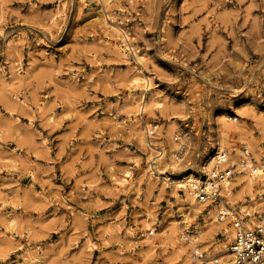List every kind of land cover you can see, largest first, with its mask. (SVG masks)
I'll use <instances>...</instances> for the list:
<instances>
[{"label": "rangeland", "instance_id": "1", "mask_svg": "<svg viewBox=\"0 0 264 264\" xmlns=\"http://www.w3.org/2000/svg\"><path fill=\"white\" fill-rule=\"evenodd\" d=\"M223 117L259 166L264 0H0V264H184L194 226L215 253L230 218L174 182L202 177ZM250 173L224 202L256 223Z\"/></svg>", "mask_w": 264, "mask_h": 264}, {"label": "built area", "instance_id": "2", "mask_svg": "<svg viewBox=\"0 0 264 264\" xmlns=\"http://www.w3.org/2000/svg\"><path fill=\"white\" fill-rule=\"evenodd\" d=\"M241 156L248 168L252 164V157L246 146L242 147ZM236 166V162L230 160L226 150L208 156L202 177L195 181L196 198L208 204L224 199L222 190L231 180ZM259 166L264 172V161ZM223 208L218 211V219L230 218L229 223L234 231V236L227 246L229 256L222 257L217 253L208 255L197 245L193 248V257L199 258L201 264H264V218L258 215V221L255 223L248 221L249 213L241 214L242 211L226 206L225 202ZM184 240H188L187 237Z\"/></svg>", "mask_w": 264, "mask_h": 264}, {"label": "bare ground", "instance_id": "3", "mask_svg": "<svg viewBox=\"0 0 264 264\" xmlns=\"http://www.w3.org/2000/svg\"><path fill=\"white\" fill-rule=\"evenodd\" d=\"M108 1V0H107ZM103 15V14H102ZM107 20V19H106ZM109 21V20H108ZM112 23V22H111ZM111 23L109 24V25H111ZM107 23H105V25H106ZM113 24V23H112ZM113 26V25H112ZM117 26V25H116ZM116 29V28H115ZM119 29H120V27H119ZM117 30V29H116ZM123 30V29H122ZM122 30H120V31H122ZM126 31V30H125ZM122 32H124V31H122ZM125 33V32H124ZM129 33V32H128ZM124 36H125V34H124ZM125 38V37H124ZM119 40V39H118ZM126 40V39H125ZM126 45V44H125ZM123 53V52H122ZM138 70V69H137ZM139 78V79H138ZM137 78V76H136V82H138L139 80H141L140 79V77H138ZM147 78V77H146ZM146 78H144V79H146ZM143 79V78H142ZM143 79V80H144ZM146 81V80H145ZM135 82V83H136ZM141 82V81H140ZM150 82V81H149ZM148 84V83H147ZM150 84V83H149ZM149 86V85H148ZM145 87V86H144ZM146 88V87H145ZM133 100V99H132ZM145 102V101H144ZM146 103V102H145ZM147 104V103H146ZM149 104V103H148ZM145 104H143V106H144ZM42 108V106L41 105H38V109H41ZM242 111V110H241ZM223 112V111H222ZM239 113V112H238ZM50 114V113H49ZM243 114V113H242ZM221 115V114H220ZM254 115V114H253ZM51 116H52V114H51ZM222 116V115H221ZM252 116V115H251ZM220 117V116H219ZM51 119V118H50ZM227 119L228 118H226V117H223L222 118V123H221V126H220V130H219V137H218V142H217V146H216V150H215V152H217V151H224V150H226V148L228 149V152H229V158H230V160L231 161H235V162H237V166H236V169H238V172H242V171H244V168L245 169H247V167H246V165H244V161H243V159H242V157L240 156V154H239V148L237 147V145H229L228 144V138H229V136L231 135V132L232 133H234V132H237V131H239L241 128H240V126L239 125H237V124H233V123H230V121L228 122L227 121ZM52 120V119H51ZM219 120V119H218ZM256 121H259V120H256ZM218 122V121H217ZM137 123V122H136ZM243 125L245 124V122L243 121V123H242ZM256 124V123H255ZM260 124H261V122H260ZM257 125V124H256ZM245 126V125H244ZM259 126V125H258ZM263 126V125H262ZM216 127V126H215ZM249 127V126H248ZM253 127V126H252ZM215 129V128H214ZM218 129V128H217ZM260 129H262L261 127H260ZM259 129V130H260ZM264 129V128H263ZM151 130H152V128H151ZM242 130V129H241ZM253 130V129H252ZM217 132V131H216ZM215 132V133H216ZM182 133V132H181ZM263 132H261V134H262ZM177 136V135H176ZM216 136V135H215ZM263 136V135H262ZM169 137V136H168ZM244 137V136H243ZM264 137V136H263ZM176 138V137H175ZM181 138V137H180ZM171 139H172V137H171ZM240 139V138H239ZM248 139H250V138H248ZM252 139V138H251ZM176 140V139H175ZM142 141V140H141ZM149 141V140H148ZM212 141V140H211ZM252 141V140H251ZM256 141V140H255ZM143 142V141H142ZM168 143V142H167ZM176 143V142H175ZM244 143V142H243ZM250 143V142H249ZM252 143V142H251ZM178 144H180V143H178ZM148 145H149V148L151 147L152 149L153 148H155V149H157L158 147H155V146H153L152 145V143L151 142H148ZM176 145V144H175ZM183 145V144H182ZM228 145V146H227ZM251 145H253V147H254V144H251ZM250 146V145H249ZM171 147L173 148V145H172V143H171ZM175 148V147H174ZM179 148V147H178ZM177 148V146H176V152H178V149ZM175 150V149H174ZM158 151V153H156L155 154V156H157V159H161L163 156V150H157ZM227 151V150H226ZM174 153L175 154V156H176V154H178V153ZM253 152V151H252ZM254 153V152H253ZM173 154V153H172ZM252 154V153H251ZM253 156H254V154H253ZM154 157V156H153ZM241 157V158H240ZM156 159V160H157ZM256 159V158H255ZM206 160V159H205ZM205 160H204V163H202V164H204L205 165ZM172 163H175L174 161H172ZM259 163V162H258ZM173 165H175V164H173ZM204 165H203V167H204ZM151 167L152 168H154L155 167V165H152L151 164ZM248 171H249V173L251 172L252 173V175L253 176H261V174H263V170L260 168V166H257L256 165V163H255V165L254 164H251V165H249V167H248ZM250 173V174H251ZM245 173H243V174H241V175H243L244 177L247 175H244ZM163 175H165V174H163ZM235 175V174H234ZM251 175V176H252ZM243 176H239L238 177V175L236 176L235 175V177H238V181H237V183H239L241 180H242V178H244ZM165 178V177H164ZM167 179V178H166ZM181 179V178H180ZM196 179H197V177H196V175H194V174H188L187 176H184L183 178H182V182L180 183V181L178 182V181H176V182H174V184H175V186L176 185H178V186H181V187H183V189L185 190V192H186V196H187V199H188V202L190 203V206H191V208L195 211V212H199V211H202L204 208H206V206H207V204H208V202H200L197 198H196V196H195V192H194V187H195V181H196ZM237 179V178H236ZM235 179V180H236ZM178 180H179V178H178ZM198 180V179H197ZM167 181V180H166ZM118 183H120V182H118ZM164 183H165V181H164ZM233 182L232 181H229V182H227V184H225L224 185V189L222 190V194H224V195H226V196H231L232 194H231V191L229 190L230 189V186H231V184H232ZM252 182H251V178H248L247 180H246V182L244 183V185L242 184V187L241 188H239V189H237V194L238 195H240L243 191H247V192H250V191H252V190H254V188H252V184H251ZM172 184V183H171ZM173 184V185H174ZM172 186V185H171ZM175 186H174V188H175ZM117 187V186H116ZM177 187V186H176ZM118 188V187H117ZM174 188H173V191H174ZM258 192V191H257ZM174 193V192H173ZM251 195H253L254 193L252 192V193H250ZM262 194V193H261ZM264 198V197H263ZM255 200V196L253 195L252 196V198L250 199V200ZM232 201H235L234 199L232 200ZM256 201V200H255ZM261 201H263V200H261ZM256 203H257V201H256ZM259 203V202H258ZM260 203H263V202H260ZM223 204H224V199L222 198L221 199V201H219V203L218 204H214V206L213 207H211V208H209V213H210V217H211V219H212V222L214 223V222H216V219H215V214H216V211H217V209L218 210H221L222 208H223ZM222 206V207H221ZM224 209V208H223ZM248 210V209H247ZM182 215V214H181ZM182 216H184V214L182 215ZM185 216H187V215H185ZM207 218V217H206ZM251 219H252V217H250ZM185 222V221H184ZM218 223H220V224H226V226H225V233H226V236H225V238H224V240L221 242V243H219L218 244V250L217 251H215V253H213V254H218V255H220V256H222V257H228L229 256V251H228V249H227V246H228V243L232 240V238H233V236H234V231H233V228L231 227V225L230 224H227V223H225V222H218ZM219 224V225H220ZM178 225V224H177ZM217 225V224H216ZM176 228V227H175ZM172 229V228H171ZM174 229V228H173ZM177 229V228H176ZM184 229V230H183ZM183 229H181L182 231H181V236H182V239H184L185 237H187V239H188V242H190L189 244H188V246H190V245H194L193 247H195V246H197V240H198V236L200 235V232H201V228L200 227H198V226H194V229L193 230H190V229H185V228H183ZM151 233H153V231H150ZM178 231L177 230H174V232H173V236H175V238H176V236H177V234L179 233H177ZM154 238V237H153ZM156 240H157V238H156ZM192 247V246H191ZM215 249V248H214ZM213 249V250H214ZM212 250V249H211ZM216 250V249H215ZM27 252V251H26ZM214 252V251H213ZM182 254L183 255H185V263L184 264H201L200 263V261H199V258H196V257H193V255L192 254H190L189 253V251L187 250V248H183L182 249ZM25 256V258H27V261L28 260H31V262H33L36 258H37V255L36 254H33V253H29V254H25L24 255ZM25 260L26 259H24V262H25ZM26 261V262H27Z\"/></svg>", "mask_w": 264, "mask_h": 264}]
</instances>
